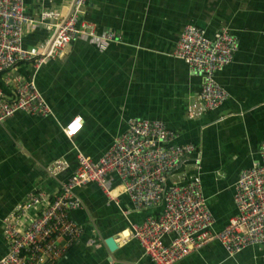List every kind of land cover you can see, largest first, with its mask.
<instances>
[{"label": "crops", "instance_id": "obj_1", "mask_svg": "<svg viewBox=\"0 0 264 264\" xmlns=\"http://www.w3.org/2000/svg\"><path fill=\"white\" fill-rule=\"evenodd\" d=\"M73 1L25 0L36 23L24 27L23 46L44 53L53 25L67 18ZM44 13L58 17L41 20ZM82 20L97 34H115L117 41L76 37L39 68L24 61L1 77L8 82L7 100L13 99V83L33 81L50 113L17 112L0 123V259L8 247L3 218L36 190L53 199L76 170L77 155L99 160L132 120L161 122L176 134L169 147L196 148L167 173L166 185L198 175L211 231L220 232L236 215L235 183L259 160L264 141V0H88ZM186 25L211 40L227 28L238 44L233 62L216 76L229 99L196 118L189 109L203 78L172 57ZM77 116L82 129L67 138L64 128ZM59 162L66 168L49 174ZM109 186L119 196L116 203L94 184L74 190L81 208L70 215L83 232L55 264H152L132 237V226L159 215L162 203L136 208L116 176ZM171 239L165 236L163 244ZM175 264H264V245L227 254L213 240Z\"/></svg>", "mask_w": 264, "mask_h": 264}, {"label": "built area", "instance_id": "obj_2", "mask_svg": "<svg viewBox=\"0 0 264 264\" xmlns=\"http://www.w3.org/2000/svg\"><path fill=\"white\" fill-rule=\"evenodd\" d=\"M87 2L74 1L71 15L53 25L54 39L48 43V49L38 54L27 50L22 42L24 27L36 23L26 13L25 0H0V123L17 112L39 116L50 113L33 81L13 83V99H5L8 82L1 77L17 63L34 61V67L39 68L76 37H87L101 44L117 41L115 34H97L92 23L82 20ZM50 17L55 19L58 15L44 13L41 20ZM237 49V41L227 28H221L214 40L196 26L183 28L172 57L184 61L189 71L204 81L190 106L191 118L214 110L229 99L216 76L233 62ZM81 129L82 120L77 116L66 124L64 134L72 138ZM175 138L176 134L161 122L132 120L127 133L117 138L99 160L79 153L76 170L53 199L36 190L3 218L2 232L8 247L0 264H55L83 232L70 215L81 208L74 190L94 184L108 201L116 203L119 196L109 186L112 175L118 178L121 193L134 207L149 208L162 203L159 215L132 226V237L152 264H175L213 240L227 254L264 245V141L259 148V160L241 172L235 183L236 215L223 230L214 233L198 175L185 183L166 185L167 173L196 152L192 145L169 147ZM65 168V163L59 162L49 174H58ZM24 220L28 221L25 227ZM168 235L172 239L164 245L162 240Z\"/></svg>", "mask_w": 264, "mask_h": 264}, {"label": "water", "instance_id": "obj_3", "mask_svg": "<svg viewBox=\"0 0 264 264\" xmlns=\"http://www.w3.org/2000/svg\"><path fill=\"white\" fill-rule=\"evenodd\" d=\"M74 1H75V0H74ZM74 1H73V3H72V6H71V8H70V11H69V14H68L67 18L71 15V13H72V11H73ZM67 18H66V19H67ZM66 19H65V20H66ZM53 39H54V38L52 37V38H51V41H53ZM50 43H51V42H50ZM49 45H50V44H49ZM109 246H110V245H109Z\"/></svg>", "mask_w": 264, "mask_h": 264}, {"label": "bare ground", "instance_id": "obj_4", "mask_svg": "<svg viewBox=\"0 0 264 264\" xmlns=\"http://www.w3.org/2000/svg\"><path fill=\"white\" fill-rule=\"evenodd\" d=\"M108 243H109L110 247L113 249V248H114V243H113V241H109Z\"/></svg>", "mask_w": 264, "mask_h": 264}, {"label": "trees", "instance_id": "obj_5", "mask_svg": "<svg viewBox=\"0 0 264 264\" xmlns=\"http://www.w3.org/2000/svg\"><path fill=\"white\" fill-rule=\"evenodd\" d=\"M6 89H4V91H5Z\"/></svg>", "mask_w": 264, "mask_h": 264}]
</instances>
